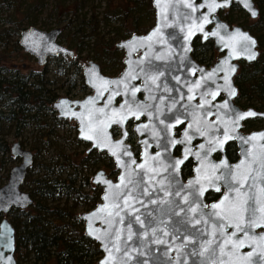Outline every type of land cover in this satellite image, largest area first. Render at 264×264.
I'll use <instances>...</instances> for the list:
<instances>
[{"label":"flooded vegetation","instance_id":"flooded-vegetation-1","mask_svg":"<svg viewBox=\"0 0 264 264\" xmlns=\"http://www.w3.org/2000/svg\"><path fill=\"white\" fill-rule=\"evenodd\" d=\"M251 1L256 8L253 17L234 1L217 9L216 13L229 28L239 25L254 36L258 54L253 60L231 59L230 62H222L215 67L214 63L225 50H217L211 37L202 39L200 34L191 38L189 58H181L173 63L163 61V64H155L149 62V59L139 57V47L135 50L129 49L130 55L127 58L125 50L116 42L131 33H144L153 22V13L149 25L141 30L131 31L112 43L111 35L116 32V28L111 27L109 31L106 29L110 32L108 38L102 39L96 35L93 48L101 51L97 52L100 57L95 59H82L76 55L75 52L78 53L81 46L84 47L82 36L73 42L69 41L68 45L62 43L72 49L71 55H47L44 62L38 64L36 58L28 53L41 67L39 70L32 69L28 81L34 88L37 83L44 82V93L50 98L44 107H40V116L37 114L38 117L33 118L41 123L40 120L49 115L45 124L42 123L46 126L58 121L73 124L74 140L84 145L82 151L80 150L81 157L76 161V171L82 170L83 165L88 163V166H92L90 177L98 170H103L106 177L115 181L119 168L112 155L105 149L90 148L89 142L77 137V123L73 119L57 117L52 103L61 96L82 99L85 95L92 94L93 98H96L97 89L103 91L104 85L96 83V87L90 88L83 81L82 70L88 60L95 62L99 73L109 77V81H124L119 85L109 83L108 90L103 91V95L95 100L92 109L93 126L105 129L113 140L120 139L127 145L132 160L126 162V168L140 179L142 177L144 181L139 188L140 194H136V197L140 198L143 214L148 217L146 222L156 223L160 226V231L163 226L170 225L159 240L161 243L157 242V238L148 244V237L142 238L145 256L153 259L154 264H264V252H261L264 234L260 233L263 228L249 227L244 217L241 224V213L236 209L239 201L236 189L239 188L242 192L244 187H241L242 182L237 178L238 171L234 169L240 153L258 149L259 143L254 140L240 143V140L236 139L238 134L235 133L246 135L258 131L264 127V121L256 114L240 121V126L236 128L232 123L235 117L231 114L232 109L239 113L264 111V106H260L258 100L241 94L237 82L243 71L249 72V65L257 60L262 47L260 33L264 30V24L260 17L261 0ZM70 11L72 10H61V14ZM58 27L61 31V26ZM206 27L209 28V25ZM99 42L101 47L95 46ZM102 56L104 58H101ZM49 63L55 67L53 70L60 73V79L67 81L63 95H58L53 84L58 81L57 78H53L54 81L48 77L44 78L45 66ZM230 63H236L235 71L231 74L236 95L228 98L230 88L224 77L230 70ZM218 68H223L224 71H217L208 78V74ZM12 70L7 72L6 68L0 65V76H4L3 72H18ZM133 76L136 78L133 79ZM197 83L199 87L195 86ZM135 89L139 91L132 96ZM73 91L83 92L81 96L74 97L70 95ZM217 91L219 95L213 100L211 93ZM117 92L119 94H116ZM109 97H114L111 103H108ZM205 100L211 103L205 104ZM126 101L129 102L128 105L125 104ZM225 101H228L229 108H220L219 105ZM98 109L104 111L99 112ZM130 111L139 113V119L129 114ZM125 116L127 119H123ZM121 120L122 123L119 122ZM102 158L106 159V162H102ZM180 160H183V163L179 164L177 170L174 165ZM140 165L143 167H138ZM89 183L95 186L98 192L92 205L94 206L99 201L101 187L91 180ZM145 186L148 194H143ZM213 205L220 207L214 209ZM192 209L196 211L193 212ZM215 212L222 213L226 219L210 215ZM237 224L241 225L242 231H237ZM229 237L232 243L225 244ZM240 241H243V247L239 246ZM94 243L99 251L98 259L101 251L98 243Z\"/></svg>","mask_w":264,"mask_h":264},{"label":"water","instance_id":"water-1","mask_svg":"<svg viewBox=\"0 0 264 264\" xmlns=\"http://www.w3.org/2000/svg\"><path fill=\"white\" fill-rule=\"evenodd\" d=\"M230 1L236 2L251 17L255 16L252 13H256V8L251 0H227V2L226 0H149L153 13L151 26L144 33H131L128 37L118 40L116 44L125 50L127 58L130 55L129 49L135 50L139 47L141 49L140 58L149 59V62L155 64H163V61L173 63L181 58H189L190 41L195 34H200L203 39L207 33V36L213 39V46L217 50H225L213 66L218 67L220 63L225 62V60L230 62L231 59L253 60L248 57L251 54H255L256 57L258 54L254 36L239 25H232L229 28L227 23L220 19L216 13L217 9L227 6ZM187 2H191L197 8V11L193 12L191 8L184 7ZM217 4L222 6L216 7L215 11H210V7ZM205 16L210 23H203ZM200 25H203V31L199 30ZM207 25H209V28L206 27ZM157 30H159L158 34L154 35ZM59 31L58 26L43 29L30 25L19 31L17 43L24 52L33 55L38 64L43 63L47 55H71L72 49L57 41L56 37ZM190 32L191 35H189ZM214 32L217 35H212ZM245 35L250 40L241 39ZM150 36L152 39L147 40ZM250 41H255V44H251ZM127 58L124 59L125 63ZM230 65L227 75L229 76L231 91V89H235L231 82V74L233 73L231 68L236 67V63H230ZM93 69L98 77L95 83L101 84V80L109 81V77L99 73L97 64L92 60H88L82 70L83 81L88 87H94L91 75ZM227 85L229 86V84ZM92 98V94H87L82 99H70L61 96L52 103L57 117L73 119L77 123L76 136L82 139H84L81 134L82 129L88 126L89 113L92 114L93 104L88 103ZM62 101L66 103L58 107ZM245 112L247 113V111H243V113ZM74 113L76 115H73ZM254 113L264 121V111H254ZM91 124L93 125V119ZM96 129L99 131L97 139L101 145L106 146L97 147L94 146L96 140H84L90 143V148L105 149L108 154H111L116 166L119 168V173L115 181L106 177L103 170H98L90 177L92 183L100 185L101 193L99 201L94 206L78 212V218L82 221V232L98 243L101 255L96 260L97 264H103V262H106V264H154L153 259L145 256L142 238L147 236L148 244L156 241L157 238L159 241L170 225L163 226L160 231L158 229L160 226L158 227L156 223L146 222L145 219L148 217L143 214L140 198L136 197V194H140V178L132 174L125 165L126 162L132 160L127 145L122 143L120 148H115V145L119 144L121 140H113L105 129ZM262 133H264V127L246 135L235 134H238L236 139L240 140L241 143L249 137H259ZM253 140L256 143L259 141L258 149L240 153L239 159L234 165V169L238 171L237 178H240L244 187V190L239 192L238 207L236 209L242 204V211L239 212L249 224L261 222L260 218L264 215L261 213V208H264V191H262L264 190V139L257 138ZM8 151L10 155L17 157L19 160L9 167L5 181L0 184V264H16L13 256L14 232L7 217V212L11 208L24 209L32 202L29 192L21 188L26 170L32 163V151L22 146L18 140L9 142ZM113 151L116 152V155H113ZM125 152L129 155H125ZM127 166L129 167L128 163ZM101 174L102 179L108 183L97 182V177ZM122 176L126 177L125 182L130 178L136 186L130 184L128 189H117L115 186L121 184ZM245 177L250 178L245 180ZM109 184L113 186L111 189ZM129 190L137 202L133 203L131 208L122 207V209H117L113 207L116 204L124 205V200L120 197L126 196ZM106 195H110L111 198L105 199ZM102 208H105V211H99ZM253 209L254 215L252 220L249 221ZM116 211H120L119 216L115 215ZM109 213H112V215H109ZM136 216L140 217V222L135 220ZM259 227L263 228L260 233L264 234V226ZM129 236H131V239H129ZM262 238H264V235ZM261 252H264L262 244ZM262 256L264 257L263 253Z\"/></svg>","mask_w":264,"mask_h":264},{"label":"trees","instance_id":"trees-1","mask_svg":"<svg viewBox=\"0 0 264 264\" xmlns=\"http://www.w3.org/2000/svg\"><path fill=\"white\" fill-rule=\"evenodd\" d=\"M12 1L14 0H0V7L9 6ZM61 1L55 0L54 7L61 6L64 10L74 11L76 7L81 5L80 0H70L69 5L72 1H76L74 9H72V7H67V4L63 5ZM32 2H34V6L40 4L41 0H33ZM32 2L27 3L23 12L31 8ZM114 2L110 7L108 6L109 1L105 3L104 14L108 15V19H105L104 16L97 21H118L122 31L120 34L115 32V35L118 34L116 37L120 38L131 31L141 30L145 27L144 23L139 21L138 16H141V12L146 13V17L151 15L152 9L149 0H117ZM260 10L261 21L264 24V0H261ZM72 18L68 19L67 24L73 21ZM82 23L85 21L79 20L75 24L74 31L73 29L69 31L70 37L78 39L79 36L83 35L80 33ZM18 29L16 24L13 28H6L3 32L1 31L0 34L11 35L18 32ZM260 35V45H262L260 54L257 60L249 65V72L243 71L237 82L241 94L246 95L247 98H255L260 106H264V30ZM113 40L110 42L112 43ZM97 45L101 47L100 42L95 44V46ZM104 46L106 45L104 44ZM99 51L101 50L99 49ZM3 57L4 53L1 50L0 61L3 60ZM8 75L0 76V155L6 154L11 158L12 155L8 151L9 142L5 141L2 136L4 130L12 127L13 134L17 135L19 129L24 125L25 118L32 119L34 120L32 122L36 123L34 118L37 114L40 116L38 113L40 107H44L50 98L44 93V82L37 83L34 88L27 81V74L17 72ZM2 106L6 110H3ZM3 121L7 123L5 124ZM42 123L45 124V122H37L36 124L42 128ZM3 128L5 129L3 130ZM50 132L51 129H45L38 135L43 138ZM40 141L45 140L40 139ZM35 148L38 151V147ZM34 160L32 159L31 165ZM36 163L45 169L44 172L36 177H26L30 165L23 181L25 186L29 188L27 191L32 198L31 204L24 209L11 208L7 212L14 232L13 256L16 264H96L99 251L94 241L83 234L81 220L74 209L77 199L85 201L89 208L93 205L98 195L95 186L89 183L88 187L83 189L82 185L75 182L77 167L68 155H63L60 163L63 167L70 166L71 172L65 171L66 174L58 178L49 174L51 168L48 167L47 162ZM60 163L58 162V165ZM59 191L65 197L61 203L58 200L53 201L57 197L55 193ZM66 198L70 200L67 205Z\"/></svg>","mask_w":264,"mask_h":264},{"label":"rangeland","instance_id":"rangeland-1","mask_svg":"<svg viewBox=\"0 0 264 264\" xmlns=\"http://www.w3.org/2000/svg\"><path fill=\"white\" fill-rule=\"evenodd\" d=\"M32 1L33 0H14L12 1L11 5L4 8L0 7V33L1 31L3 32L6 30V28L8 29L15 27L16 24L17 27H19L18 32H15L11 35L7 34L5 36V33L4 35L0 34V50H2V53H4V57L3 60L0 61V65H3L7 72L8 70L13 69L12 72L16 70L19 73L29 75L32 69L39 70L41 68L40 65L35 63L34 58L28 53L24 52L17 43L19 31L27 26L34 25L43 29H48L49 27L56 25L61 26L62 30L60 31L57 39L59 42L68 45L69 41L72 40L73 42L75 40L74 37H70L69 31H72V29L74 31V28L76 27L75 24L79 20L85 21V23H82L80 30V33L83 34H81L83 37L81 40L84 42V47L81 46V50L79 49L78 53L75 52L76 55L82 57V59H95L100 57V55H97V52L99 51L96 48H93V42L96 40V35L102 39L108 38L110 36V32L108 31L111 27L116 28V32L119 34L120 31H122V28L116 20L113 22H104L102 20L97 21V19L104 16L105 19H108V15L104 14L105 3L106 1H109L110 3L108 6L110 7L114 0H80L81 5L75 9L74 7L76 5V1H72V3L69 5L68 2L70 0H60L63 5L67 4V7H72V9H74V11L65 12L63 14H61V10L63 9L61 6L54 7L55 0H41L40 4L34 6V2ZM116 1L117 0H115V2ZM28 2H32L31 8L23 12ZM73 14L75 15V17L71 19L73 21L70 24H67L68 17L71 18ZM138 15H140V13H138ZM138 18L139 21L143 22L145 26L152 22L151 15L146 17V13L144 12H141V16H138ZM106 29L108 31H106ZM87 34L89 35L86 36ZM117 35H115V33L112 34V40L114 39V41H117L119 39L116 37ZM15 41L16 44H14ZM105 55L107 56L108 54L105 53ZM101 58H104V56ZM45 67L46 68L44 72L46 75H44V78L47 79L48 77V79L50 78L51 81H54L53 78H57L58 81L53 84L56 86L58 95H63L67 81L60 79V73L57 70H53L55 67L52 63L46 64ZM7 72H3V74L8 75ZM28 79L30 81L29 77ZM82 92L76 91V93H74L73 91V94L70 95L79 97L82 95ZM2 108L3 110H6L5 107L2 106ZM47 116L49 115H45V119L48 118ZM45 119H41L40 121L45 122ZM3 123L6 124L7 122L3 121ZM41 127L42 128H40L36 123H33L30 119L25 118L24 125L19 129V133L17 135H14L12 132V127H9L7 129L3 128V130L5 129V132L2 136L7 142L18 140L22 146L29 148L32 151L33 159L35 160L31 165L30 170H28L26 177H36L44 172L45 169L36 162H47L48 167L51 168V171L49 172L51 176H55L57 178L64 176L66 174L65 171L71 172V167L62 166L63 162L60 163V161L62 160L63 155H68L69 158L74 161L75 164H73L76 165V161L79 159L78 157H81L80 150L82 151L84 145H80L74 140L73 137L75 134V127L72 123L58 121L56 123L52 122L50 126L42 125ZM45 129H51V132L47 133L45 136H43V138H41L42 136H39L38 134ZM40 139H44L45 141H40ZM31 146H37L38 151L35 147ZM60 152L62 154H59ZM18 160L19 159L17 157L12 156L10 158L6 154L0 155V184L5 181L9 167L12 164L18 162ZM101 160L102 162H106V159L104 158ZM58 162L60 165H58ZM91 172L92 166H88V163H85L83 165V169L77 172L75 182L79 185H82L83 189H86L90 182ZM86 180L88 182L87 184ZM21 188L25 190L29 189L25 186L24 182L22 183ZM55 196L57 197L53 200L54 202L58 200L61 203L65 198L61 191L56 192ZM66 200L67 205L69 204L70 200L69 198H66ZM74 209L78 214L79 211L89 209V205L86 204L85 201L77 199Z\"/></svg>","mask_w":264,"mask_h":264},{"label":"snow or ice","instance_id":"snow-or-ice-1","mask_svg":"<svg viewBox=\"0 0 264 264\" xmlns=\"http://www.w3.org/2000/svg\"><path fill=\"white\" fill-rule=\"evenodd\" d=\"M226 2H227V0H226ZM221 6H222V5L217 4V5H215L214 7H210V11H215V8H216V7H221ZM246 6H247V5H246ZM184 7L191 8V10H192L193 12L197 11V8H196L195 6H193V4H192L191 2H187V3H185V4H184ZM252 14L255 15L256 13L253 12ZM203 23H205V24H206V23H210V21L208 20V18H207L206 16L204 17ZM199 30H200V31H203V25H200V26H199ZM158 31H159V30H157V32L154 33V35H155V34H158ZM191 34H192V33L190 32L189 35H191ZM205 35L207 36V33H206ZM212 35H217V33L214 32V33H212ZM151 39H152L151 36L147 38V40H151ZM241 39H243V40H250V38L247 37L246 35H245V36H242ZM250 42H251V44H253V45L255 44V41H250ZM123 46H127V45H123ZM248 58H249V59H255V54H251V55H249ZM224 63L226 64L227 61H225ZM217 71H224V69H223V68H218V69H216L213 73L208 74V78H211V76L215 75V72H217ZM234 71H235V67H232V68H231V72H234ZM91 75H92V77H93V81H92V82H93V86L96 87L97 85H96L95 81H96V79H98V77H97V74H96V72H95L94 69L91 70ZM132 78L135 79L136 77L133 76ZM224 79H225V82H226L227 84H229V88H230L229 76H228L227 74L225 75ZM123 82H124V81H106V80H101V84L105 86L104 89H103V91H107V90H108L107 85H108L109 83L119 85V84H121V83H123ZM124 86H125V88H127V84H126V83H125ZM195 86H196V87H199V83H197ZM103 91H101V90L98 88V89H97V97H96V98H92L91 100L88 101V103H90V104H94V103H95V100H96L97 98H99L100 96L103 95ZM136 91H139V89H135V90L132 92V96H135V92H136ZM190 91H191V89H190ZM116 94H119V93L117 92ZM217 95H219V91L211 93L212 99L214 100V99L216 98ZM235 95H236V91H235V89H231V91L229 92V96L231 97V96H235ZM113 98H114V97H109V99H108V103H111V100H112ZM192 98H194V97H190V99H192ZM65 103H66L65 101H62V102H61V105H58V107L64 105ZM128 103H129L128 101L125 102L126 105H128ZM209 103H211V102L208 101V100H205V104H209ZM201 107H203V105H201ZM219 107H220V108H224V109H228V108H229L228 101H225L223 104L219 105ZM97 111H99V112H103L104 110H103V109H98ZM129 114H131V115H135L136 118L139 119V113H137V112H131V111H130ZM231 114L235 117V118L232 120V123L235 125L236 128H238V127L240 126V121L245 120V119L248 118V117H252V116H255V115H256V113H254V112H252V111H249V112H247V113H239V112L235 111L234 109L231 110ZM73 115H76V114L74 113ZM78 118H79V117H78ZM88 119H89V124H88V126H87L86 128H84V129H82V133H81V134H82L83 138H84V139H88V140H96V143H95L94 146H97V147H100V146H106V145H101L100 142H99V140L97 139V137H98V135H99V131H98V130H97V129L91 124V120L94 119V117L92 116L91 113H89V117H88ZM123 119H127V117L125 116ZM119 122L122 123V120L119 121ZM233 130H235V129H233ZM124 135H125V137H126V136H127V132H125ZM257 138H259V139H264V133L260 134L259 137H256V136L249 137V138L245 139L244 142H245V143H248L250 140L257 139ZM121 144H122V141H121L119 144L115 145V148H120ZM124 154H125V155H129V153H127V152H125ZM113 155H116V152H115V151H113ZM185 158H186V157H185ZM118 160H119V158H118ZM133 163H134V161H133ZM182 163H183V160L177 161V162H176V165H174V167H176V169L178 170V166H179V164H182ZM138 167H141V168H142L143 165H140V166H138ZM229 175H231V174H229ZM153 178H154V177H153ZM232 178H233V179H236V177H232ZM249 178H250V177H245V180H247V179H249ZM125 181H126V177L122 176V177H121V184L116 185L115 187H116L117 189H128V186H129L130 184H133V181H132L130 178L127 179V182H125ZM97 182H99V183H108L107 181H104V180L102 179V174H101L100 176L97 177ZM139 184H141V185L144 184V181H143V178H142V177H141V179H140V181H139ZM133 186L135 187L136 185L133 184ZM112 187H113V186L109 184V188L111 189ZM241 187H243V184H241ZM217 190H219V189H217ZM236 191H237V193H239L240 189L237 188ZM262 191H264V190H262ZM143 194H148L147 186H145V188H144V190H143ZM201 194H202V193H201ZM110 198H111L110 195H106V196H105V199H110ZM120 199H123V200H124V205L121 206L120 204H116V205H114L113 207H115V208H117V209H122V207H124V208H131L132 204L135 203V202H137V201L135 200V197L131 194V191H130V190L128 191V193H127L126 196H121ZM225 199L227 200L228 198L225 197ZM152 203H156V201H152ZM219 207H220V205H213V208H214V209H215V208H219ZM250 208H251V206H250ZM132 210H133V211H137L136 209H132ZM237 210H238V211H242V204H241V206H240ZM99 211H105V208H102V209H100ZM192 211L195 212L196 209H192ZM261 213L264 214V208H261ZM174 214H175V213H174ZM109 215H112V213H109ZM115 215H116V216H119V215H120V211H116ZM210 215H216V216H220L222 219H226V217L222 216V213H220V212L211 213ZM253 215H254V209L251 211V214H250V216H249V221L252 220V216H253ZM240 219H241V224H242V223L244 222V221H243V216H242V215H241ZM135 220H136L137 222H140V217H139V216H136V217H135ZM260 221H261V222L250 223L248 226H249V227H259V226H264V215L261 216ZM198 222H199V221L197 220V223H198ZM236 229H237V231H242V230H243V229L241 228V225H240V224H237V225H236ZM165 234H166V233H165ZM233 235H234V234H233ZM98 238H99V237H98ZM129 239H131V236H129ZM262 239H264V238H262ZM157 242H158V243H161L162 241H157ZM229 243H232V239H231V237H229L228 240L225 242V244H229ZM239 246H240V247H243V241H240V242H239ZM221 252L223 253V247H221ZM103 264H106V262H103Z\"/></svg>","mask_w":264,"mask_h":264}]
</instances>
